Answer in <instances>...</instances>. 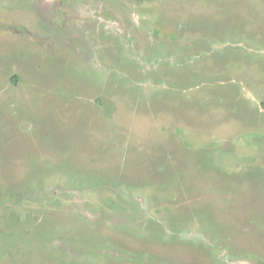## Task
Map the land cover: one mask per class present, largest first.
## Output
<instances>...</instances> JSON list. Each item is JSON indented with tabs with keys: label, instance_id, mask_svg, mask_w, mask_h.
<instances>
[{
	"label": "rangeland",
	"instance_id": "374dc122",
	"mask_svg": "<svg viewBox=\"0 0 264 264\" xmlns=\"http://www.w3.org/2000/svg\"><path fill=\"white\" fill-rule=\"evenodd\" d=\"M0 264H264V0H0Z\"/></svg>",
	"mask_w": 264,
	"mask_h": 264
}]
</instances>
